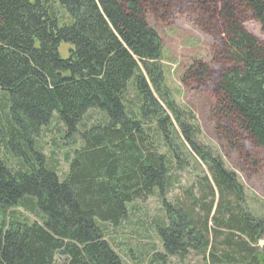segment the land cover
Wrapping results in <instances>:
<instances>
[{"label":"trees","instance_id":"16d2710c","mask_svg":"<svg viewBox=\"0 0 264 264\" xmlns=\"http://www.w3.org/2000/svg\"><path fill=\"white\" fill-rule=\"evenodd\" d=\"M148 15L163 25L184 15L213 38L212 60L195 61L182 83L212 95L216 135L242 170L263 172L253 153L264 148V41L245 25L264 31V0H0V264H126L105 225L154 196L165 212L157 264L191 253L264 264V215L173 99ZM94 111L103 118L85 126ZM55 120L74 146L63 176L39 145ZM190 160L206 175L169 200Z\"/></svg>","mask_w":264,"mask_h":264},{"label":"rangeland","instance_id":"374dc122","mask_svg":"<svg viewBox=\"0 0 264 264\" xmlns=\"http://www.w3.org/2000/svg\"><path fill=\"white\" fill-rule=\"evenodd\" d=\"M147 20L163 40V69L167 86L178 106L188 115L193 114L195 117L191 123L200 130V135L196 136L197 140L211 149L214 156H221L226 166L236 172L238 180L245 188L249 209L255 208L259 214L264 215V167L263 172L255 176H250L242 170L238 154L216 135L215 124L212 121V110L215 105L212 95L187 88L182 83L184 73L195 61L202 60L209 63L212 60L213 38L201 32L184 15L177 16L170 25L158 24L152 15H148ZM245 27L264 41V31L259 23L250 21ZM70 49L73 47L69 44L61 46L60 53L63 58H68ZM3 97V92H0V102ZM1 114L4 116V113ZM102 118L100 112L94 111L86 117L84 125L89 127ZM39 145L43 147L44 153L53 161L59 173L65 175L68 171L66 155L74 146L72 140L64 138V126L57 120L53 121L43 131ZM253 154L264 161V148L255 150ZM6 158L10 166L19 168L20 162L14 155H6ZM190 165L192 166L186 171L173 173L174 176H180L176 181V189L168 195L169 200L181 195L180 188L188 187L195 180L206 175L205 168H200L191 160ZM250 201H253V208ZM161 206L157 196L139 200L129 206V216L119 226L105 225L108 240L126 264H157L153 259L157 254L164 253L162 243L154 230L155 219L163 217V213L165 215L163 207V213L161 211ZM18 211L32 221L39 219L25 209L20 208ZM259 248L263 250L264 240L261 241ZM56 264H66V262L58 257ZM168 264H208V259L191 253L186 259L171 257L168 259Z\"/></svg>","mask_w":264,"mask_h":264}]
</instances>
